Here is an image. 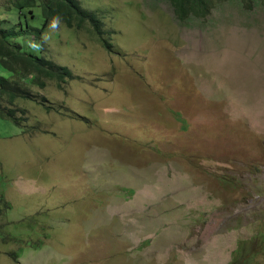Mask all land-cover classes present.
<instances>
[{
	"label": "rangeland",
	"instance_id": "1",
	"mask_svg": "<svg viewBox=\"0 0 264 264\" xmlns=\"http://www.w3.org/2000/svg\"><path fill=\"white\" fill-rule=\"evenodd\" d=\"M79 2L102 35L28 36L40 7L0 3L12 49L73 75L9 58L30 81L0 117V264H264V2Z\"/></svg>",
	"mask_w": 264,
	"mask_h": 264
},
{
	"label": "trees",
	"instance_id": "2",
	"mask_svg": "<svg viewBox=\"0 0 264 264\" xmlns=\"http://www.w3.org/2000/svg\"><path fill=\"white\" fill-rule=\"evenodd\" d=\"M252 1L264 2L263 0H242L244 4H248L247 6H250ZM171 2L175 14L181 21H187L190 18L199 19L202 15L211 10L214 4V0H171ZM0 3H3L7 7L9 6L10 8L8 7V9H17L19 14H21V10H26L27 15L31 14L32 17L36 15L35 8L38 6L40 7L41 13L44 16V23L41 28H31L29 26L24 28L20 25L10 27H20L28 36L40 38L42 32L46 30L54 20L62 21L71 29L76 28L81 30L87 25H90L97 34L102 35L104 33V19L101 14L86 10L81 6L79 0H0ZM173 21L175 22L174 19ZM7 36L16 37V35L13 34V30L0 29V57L3 65L12 75L11 78L0 75V117L11 120L12 122L17 121L15 124H18L19 119L16 117V114L19 111L14 106L23 98L24 91L21 89L22 85L24 83L27 84V81L30 80L22 74L21 69L13 67L9 58H11L12 61L25 65L26 70L33 67L34 70L31 71L33 77L44 74L51 78L58 77L64 82L72 78L71 76L73 75L68 67L57 66L38 56H26L18 47L12 49L11 47L13 44ZM103 43L108 50L112 48V44L105 38H103ZM17 48L19 51L15 50ZM14 76L18 79L12 80ZM4 200L6 201L4 197L0 199V210L11 208L9 203H7L6 207L4 202H1ZM235 260H237V257Z\"/></svg>",
	"mask_w": 264,
	"mask_h": 264
}]
</instances>
